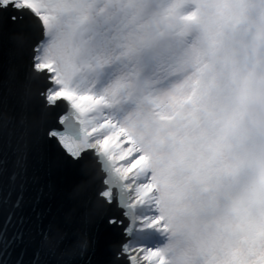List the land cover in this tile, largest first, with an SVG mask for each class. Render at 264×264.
<instances>
[{
	"label": "clouds",
	"instance_id": "obj_1",
	"mask_svg": "<svg viewBox=\"0 0 264 264\" xmlns=\"http://www.w3.org/2000/svg\"><path fill=\"white\" fill-rule=\"evenodd\" d=\"M29 3L0 0L38 25L45 91L93 94L73 163L103 156L117 181L95 175L115 261L264 264V0Z\"/></svg>",
	"mask_w": 264,
	"mask_h": 264
},
{
	"label": "water",
	"instance_id": "obj_2",
	"mask_svg": "<svg viewBox=\"0 0 264 264\" xmlns=\"http://www.w3.org/2000/svg\"><path fill=\"white\" fill-rule=\"evenodd\" d=\"M20 14L12 4L0 6V264H125L114 257L122 226L108 222L119 213L101 212L96 194L104 186L95 175L117 181L103 156L92 171L73 163L89 138L78 113L64 98L50 100L47 83L33 72L40 31ZM62 121L76 130L75 156L50 135L75 134Z\"/></svg>",
	"mask_w": 264,
	"mask_h": 264
},
{
	"label": "rangeland",
	"instance_id": "obj_3",
	"mask_svg": "<svg viewBox=\"0 0 264 264\" xmlns=\"http://www.w3.org/2000/svg\"><path fill=\"white\" fill-rule=\"evenodd\" d=\"M63 90H69L73 94V96L75 97V100H74L75 103L81 106V109L83 110V112H82V118H81L83 120V128H84L85 131H87V133L90 134V136H89V140H90L91 137L94 136L95 133H96V131H97V129H95L94 127H91L90 126L91 123H92V121L90 119H86L87 113L89 111L88 105L93 100V94L91 92H89V91H86V90H84V91H77L75 89H70L68 87H62L59 90H57V88H53L49 92V94H50V96H54L55 93H57L56 94V96H57ZM107 144H108V140L105 139L102 142V145L104 147H106ZM141 214L144 215V216H146L147 215V211H145V212H143ZM145 239L147 240V242H150V247H155V243L156 242L153 241L152 237H147Z\"/></svg>",
	"mask_w": 264,
	"mask_h": 264
},
{
	"label": "snow or ice",
	"instance_id": "obj_4",
	"mask_svg": "<svg viewBox=\"0 0 264 264\" xmlns=\"http://www.w3.org/2000/svg\"><path fill=\"white\" fill-rule=\"evenodd\" d=\"M8 0H3V3H7ZM21 3H23L25 6H30L29 0H20ZM0 6L3 7V4H0ZM13 8L18 7L19 5H12ZM20 16H23V13L20 14ZM17 16L13 15L11 17V19L13 21L17 20ZM39 68H49L51 69V65L48 64H39L38 65ZM60 96H64L66 95L65 92H61L59 93ZM55 96H50L49 99H55ZM62 125H71L72 129L74 130L75 134H61V135H55V134H51L53 135V137L57 138L58 141L63 145V147L69 152L71 153V155L75 156L77 154L78 151V145L75 143V135H76V130L74 128V126L72 125V123L70 121L67 122H63L62 121ZM153 255H155V253H153Z\"/></svg>",
	"mask_w": 264,
	"mask_h": 264
},
{
	"label": "bare ground",
	"instance_id": "obj_5",
	"mask_svg": "<svg viewBox=\"0 0 264 264\" xmlns=\"http://www.w3.org/2000/svg\"><path fill=\"white\" fill-rule=\"evenodd\" d=\"M56 94H57V93H55V95H54V96H56ZM74 105H75V104H74ZM75 107H76L77 109H79V107H78V106H76V105H75ZM79 111L81 112V110H79ZM83 130H84V129H83ZM85 133H87V131H85Z\"/></svg>",
	"mask_w": 264,
	"mask_h": 264
}]
</instances>
